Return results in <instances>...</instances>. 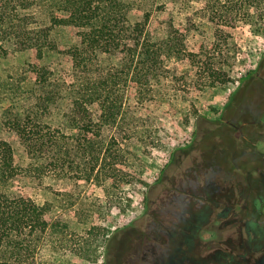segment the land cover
I'll list each match as a JSON object with an SVG mask.
<instances>
[{"label":"rangeland","instance_id":"374dc122","mask_svg":"<svg viewBox=\"0 0 264 264\" xmlns=\"http://www.w3.org/2000/svg\"><path fill=\"white\" fill-rule=\"evenodd\" d=\"M159 7L148 6L149 28L162 37L159 23L173 16L175 28L185 35L186 50L198 58L165 59L171 70L169 79L155 89L151 100L142 104L136 103L134 88L128 84L125 110L140 117V130L145 131L142 137L121 135L123 147L117 155L123 161L117 167L127 171L129 182L119 188H111V181L103 187H76L70 178L46 175L35 179L20 174L1 189L10 196L30 198L40 206L49 204L45 219L54 226L41 249L44 263H123L129 260L139 241L155 237L156 229L166 226V220L172 225L183 224L178 218L179 204L186 205L190 214L196 213L192 203L207 204L199 189L209 191L216 187L220 204L217 211L225 218L204 225L197 236L200 241L195 240V257L200 262L215 264V254L227 253L222 245L230 243L236 256L246 254L249 260L245 263L231 255L230 264H264L260 262L264 260V207L263 214L257 216L252 203L257 195H264V125L244 128L252 142L247 143L237 134L227 133L228 127L223 123L229 116L224 109L232 103L233 90L246 75L258 69L264 56V5L251 25L238 21L234 28L219 29L196 18L195 22L185 18L171 4L163 10ZM254 13L256 10L251 15ZM128 19L131 23L140 21L141 12L131 10ZM51 39L59 50L79 44L77 30L71 28H56ZM204 55L214 66L210 76L197 69L199 60H205ZM109 63L117 65L118 60L105 61ZM30 65L48 67L55 79H71V61L67 56L47 51L38 59L34 51L28 50L0 56V83L10 81L9 77L13 82L21 78L23 90L31 89ZM174 67L176 71H172ZM25 104L20 102L16 107L20 110ZM3 107L0 106V140L10 144L15 165L26 168L29 161L23 148L2 125ZM69 107L68 100L58 102L52 108V122L56 123L59 114ZM89 109L97 119L98 107L92 105ZM110 135V129L103 128L102 139L108 141ZM164 171L169 177L168 185L163 179ZM168 186L174 190L167 199ZM68 193L73 196H65ZM115 207L120 209L118 213ZM225 208L230 209L223 212ZM76 211L84 214L78 216ZM183 218L187 220L189 215ZM80 219L84 222L80 223ZM246 223H256L261 230L247 234ZM63 225L67 226L66 233H62ZM64 236L69 245L65 251L59 248ZM74 249H81L80 254ZM222 261L217 264L227 263V259Z\"/></svg>","mask_w":264,"mask_h":264},{"label":"trees","instance_id":"16d2710c","mask_svg":"<svg viewBox=\"0 0 264 264\" xmlns=\"http://www.w3.org/2000/svg\"><path fill=\"white\" fill-rule=\"evenodd\" d=\"M263 3L264 0H0V56L31 50L40 59L48 51L63 54L71 61L70 81L55 79L48 67L30 65L31 89L23 90L21 78L13 82L9 77L10 81L0 83V106L5 105L2 125L17 138L29 161L26 168L16 166L10 144L0 140V264H47L41 249L54 226L45 219L49 204L40 206L30 198L1 191L20 174L35 179L46 175L70 178L76 187H103L111 181V188H119L129 182L127 171L117 167L123 161L117 155L123 147L121 135L142 137L145 131L140 130V117L125 110L128 84L134 88L136 103L142 104L151 100L155 89L169 79L171 70L165 59L198 58L186 50L185 35L175 28L173 16L159 23L164 35L157 37L149 28V5L163 10L171 4L185 18H196L219 29L234 28L238 21L251 25ZM133 9L141 12L142 19L131 23L128 14ZM253 10L256 13L251 15ZM56 28L77 30L79 44L59 50L51 39ZM206 56L203 63L199 60L197 69L210 76L214 66ZM112 58L118 60L117 65L105 64ZM176 70L174 67L172 71ZM63 100H68L70 107L53 123L52 108ZM20 102L27 104L18 110ZM92 105L99 109L97 119L89 109ZM105 127L111 132L108 141L102 139ZM119 210L114 208L116 213ZM61 227L66 233L67 226ZM59 248H69L65 236ZM235 257L245 262L246 254Z\"/></svg>","mask_w":264,"mask_h":264},{"label":"flooded vegetation","instance_id":"af4514ba","mask_svg":"<svg viewBox=\"0 0 264 264\" xmlns=\"http://www.w3.org/2000/svg\"><path fill=\"white\" fill-rule=\"evenodd\" d=\"M258 66V69H256L254 73L250 74V76L246 75L241 82L238 83L233 90L232 103L224 109L229 113L228 118L223 121L228 127L227 133L233 132L247 143L252 142H250V137H248L250 133L247 131L245 132L244 128H258L264 125V68L262 69L264 66V56L260 60ZM165 175L166 172L164 171L163 179L168 185L169 177ZM165 177H167L166 180ZM172 190L174 189L170 186L165 188L167 199L171 198L169 196ZM181 191L184 193V190ZM199 191L203 193L207 204L200 205L199 203H192L190 206L195 207L196 205V213L191 214L186 205L181 206V204H179L178 208L181 209V213H179L178 218L180 221H183L184 225H180L179 223L172 225L170 220H166V226L156 229L155 237H148L145 241L140 240L129 260L120 264H206L205 261L200 262V258L194 255L198 245L195 244V240H198V242L200 241L197 236L203 230L204 225L207 223L212 224V222L218 219L224 220L225 217L220 216L221 214L217 211L218 207H220L217 188L215 187L213 190L211 189L209 191L206 189H199ZM252 203L254 207H256L255 214L257 216L263 214L262 207H264V195H257ZM229 209L225 208L223 212H228ZM183 215H189V218L187 220L184 218L182 219ZM245 230L248 234L249 231L256 232L261 229L256 223H246ZM222 246L227 250V253H216L214 262L215 264H217V262L224 263V261H222V258H224V260L227 259V263L230 264L229 256L234 253V249L231 248L232 244L229 243ZM240 249H243V247H240ZM192 252L193 257L191 258L190 254ZM244 261L245 263L249 262L247 255ZM263 261L264 260H260V262ZM111 264L117 263L113 262Z\"/></svg>","mask_w":264,"mask_h":264}]
</instances>
